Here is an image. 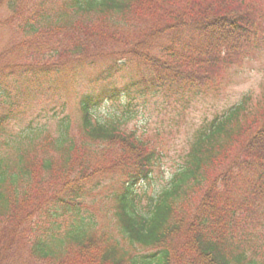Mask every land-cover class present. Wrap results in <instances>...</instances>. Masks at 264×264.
I'll return each instance as SVG.
<instances>
[{
  "label": "trees",
  "instance_id": "16d2710c",
  "mask_svg": "<svg viewBox=\"0 0 264 264\" xmlns=\"http://www.w3.org/2000/svg\"><path fill=\"white\" fill-rule=\"evenodd\" d=\"M7 7L11 22L23 18L18 1ZM258 17L252 0H40L17 28L70 38L60 66L0 74V264H264V243L248 252L244 232L264 214V109L251 97L198 131L184 167L145 213L132 189L150 179L160 153L92 114L133 89L204 96L258 36ZM75 62L96 70L79 98V134L67 119L44 143L45 132L13 133L24 95L66 106L59 86L75 76ZM130 67L138 70L120 88L116 78ZM95 175L123 181L117 236L78 218L101 186Z\"/></svg>",
  "mask_w": 264,
  "mask_h": 264
},
{
  "label": "rangeland",
  "instance_id": "374dc122",
  "mask_svg": "<svg viewBox=\"0 0 264 264\" xmlns=\"http://www.w3.org/2000/svg\"><path fill=\"white\" fill-rule=\"evenodd\" d=\"M11 0H0V74L7 69L17 68L30 71L52 70L61 64L64 47H68V35L40 32L36 36H28L17 28V24L34 11L40 0H16L22 9L23 18L11 22L12 12L7 5ZM15 1V0H13ZM260 10L257 27L258 36L250 41L238 54H234L227 65L216 73L213 87L204 96L197 98H168V93H150L139 95L133 89L130 97L124 94L117 101L105 102L93 110V118L102 124L117 123L121 130L135 137L142 138L157 153H160L156 167L148 181L139 182L133 187L136 207L145 213L148 210L150 197L158 196L170 186L174 175L184 167L191 152L195 137L204 125L216 116H221L233 107L242 103L246 97H251V103L256 105V112L264 109V0H252ZM62 0H56L60 6ZM157 40L154 39L153 45ZM57 53L53 55V52ZM104 63H112L104 61ZM54 64H56L55 67ZM59 64V65H57ZM75 65V66H74ZM76 70L75 76L65 80L59 86L64 108L55 103H45L40 97L24 95L21 107L16 109L19 118L13 123V133L20 131L22 135L30 132H45L42 141H49L59 134L60 125L67 119L71 132L79 134L81 113L79 98L92 89L89 81L96 75L95 68L84 63H72ZM100 63H97V67ZM64 68V67H62ZM129 68L116 78V84L121 88L128 82V77L134 76L138 69ZM130 71L131 74H130ZM39 73V72H38ZM38 83L41 75L38 74ZM14 80L11 78L10 83ZM10 85V84H8ZM43 86V84H42ZM25 88H28L26 85ZM14 94V93H13ZM14 98V96H13ZM253 105H251L253 107ZM15 110V109H14ZM116 176L95 175L92 183L99 181L101 186L94 197L85 199L78 208V218L84 223L91 222L97 231L105 230L116 234V195L121 193L122 180ZM257 224H245L250 252L253 247L259 248L264 243V214L256 215ZM254 255L256 261L260 256Z\"/></svg>",
  "mask_w": 264,
  "mask_h": 264
}]
</instances>
